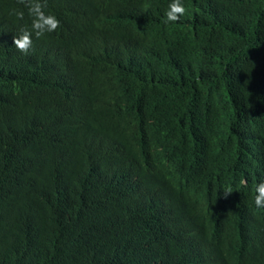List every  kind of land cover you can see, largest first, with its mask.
Masks as SVG:
<instances>
[{
  "label": "trees",
  "instance_id": "trees-1",
  "mask_svg": "<svg viewBox=\"0 0 264 264\" xmlns=\"http://www.w3.org/2000/svg\"><path fill=\"white\" fill-rule=\"evenodd\" d=\"M183 4L139 60L80 38L45 98L0 52V264H264V0Z\"/></svg>",
  "mask_w": 264,
  "mask_h": 264
},
{
  "label": "clouds",
  "instance_id": "clouds-1",
  "mask_svg": "<svg viewBox=\"0 0 264 264\" xmlns=\"http://www.w3.org/2000/svg\"><path fill=\"white\" fill-rule=\"evenodd\" d=\"M194 13L195 9L183 4V0H169L167 9L146 0H0V52L15 50L9 65L23 70L26 79L43 87L44 97L47 85L62 84L61 76L74 61L75 43L80 38L85 37L89 54L98 61L108 56L120 63L135 61L153 48L158 39L147 28L148 20L174 26ZM13 20L30 21L21 22L13 34L3 36L7 23ZM136 20L142 23L132 28L130 22ZM107 27L116 29L114 38H93ZM125 43L129 45L127 54L121 48ZM200 182L201 177L193 175L186 185L185 197ZM224 193H231V189ZM254 203L257 209L264 210V177L255 186ZM254 220L261 232L264 221Z\"/></svg>",
  "mask_w": 264,
  "mask_h": 264
},
{
  "label": "bare ground",
  "instance_id": "bare-ground-1",
  "mask_svg": "<svg viewBox=\"0 0 264 264\" xmlns=\"http://www.w3.org/2000/svg\"><path fill=\"white\" fill-rule=\"evenodd\" d=\"M158 128V127H157ZM203 214V213H202Z\"/></svg>",
  "mask_w": 264,
  "mask_h": 264
}]
</instances>
